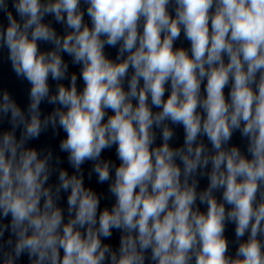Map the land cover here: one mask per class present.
<instances>
[{"label":"clouds","instance_id":"1","mask_svg":"<svg viewBox=\"0 0 264 264\" xmlns=\"http://www.w3.org/2000/svg\"><path fill=\"white\" fill-rule=\"evenodd\" d=\"M0 13V49L30 85L24 107L0 91V264H264V0H0ZM49 129L66 133L71 173L30 146ZM113 146L119 164L102 158Z\"/></svg>","mask_w":264,"mask_h":264}]
</instances>
